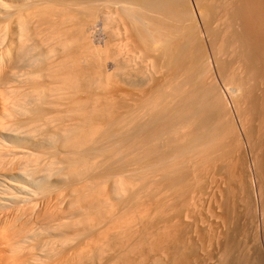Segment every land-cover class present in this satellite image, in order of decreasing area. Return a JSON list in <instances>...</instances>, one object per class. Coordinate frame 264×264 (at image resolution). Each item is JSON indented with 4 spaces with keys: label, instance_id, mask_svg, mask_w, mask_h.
I'll return each instance as SVG.
<instances>
[{
    "label": "bare ground",
    "instance_id": "6f19581e",
    "mask_svg": "<svg viewBox=\"0 0 264 264\" xmlns=\"http://www.w3.org/2000/svg\"><path fill=\"white\" fill-rule=\"evenodd\" d=\"M100 16L107 38L113 35L118 41L116 51L106 41L93 50L84 43V26ZM106 58L107 72L102 66ZM261 79L264 0H0V95L11 94L9 103L7 94L2 98L7 105L1 104L0 145L12 147L10 158L23 163L16 164L23 171L15 173V165L8 169L5 149L9 161L4 158L7 167H2L19 178L26 176L27 182L21 179L32 183L31 189L55 191L47 199L55 203L40 207L44 214L39 209L42 216L55 211L46 212L48 218L40 215L39 227L30 228L34 224L28 227L23 220L28 213L24 205L16 206L12 218L8 214L11 222L7 219L6 232L0 231V245L9 249L6 255H14L4 260L185 262L186 254L184 259L176 250L177 240H170L173 247L166 238L174 231L159 233L170 242L166 248L164 237L163 243L157 236L147 240L153 218L132 219L136 216L131 218L129 209L136 211L143 197L157 195L171 200L166 201L169 206L184 202L208 171L223 180L228 158L243 142L238 132L253 145L251 121L264 107L257 94ZM22 181L20 194L9 197L16 204L29 202L30 183L26 188ZM4 203L0 199V207L8 210ZM61 203L67 207L61 209ZM160 248L171 260L165 261L168 255L163 258Z\"/></svg>",
    "mask_w": 264,
    "mask_h": 264
},
{
    "label": "rangeland",
    "instance_id": "374dc122",
    "mask_svg": "<svg viewBox=\"0 0 264 264\" xmlns=\"http://www.w3.org/2000/svg\"><path fill=\"white\" fill-rule=\"evenodd\" d=\"M80 15L83 17L84 14L83 15L80 14ZM98 17H97V19L95 18L94 20H92V22L90 21L89 24L86 25V27L84 26V28H85L84 32L85 33L83 32V36L85 35V37H86L85 38L86 42H84V43L86 45H89L88 47L92 48V50H93V49H97V48L99 49L100 47H102L103 43L106 41V43H108V44H106V45H108L107 47H109V49H111V50L114 49L113 51H116L117 48L115 47V44H116V42H118V41H115L116 39H114L116 37H113V35H112V37L107 38V37H109V35H107V33H105V32H107V30L104 31V29H105L104 28V22L102 21L101 16H100V18H98ZM70 26L71 25H68V27H70ZM112 26H114V25H112ZM112 26H111V28H112ZM68 27H66V28H68ZM81 40H82V43H81V41H80V43L83 44V41H85V40H83V39H81ZM85 44H83V45H85ZM116 46H117V44H116ZM105 60H107V61H105ZM104 61H103L104 63L101 62V63H103L102 64L103 67L106 66L105 68H103V70L105 72L110 71V68H109L110 60L108 58H106V59H104ZM262 79L259 80L260 83L262 82L261 84H259V82H258V85H261V86L257 87L258 89L256 88L258 90V91L256 90L258 97H260V98L261 97L264 98L263 97L264 96V85H262V84H264V81ZM4 91H6V90L4 89L2 91V93H4ZM5 93L7 94V95L5 94L6 95L5 99L8 100L7 102L8 103L11 102V99H9V97H7V96H11V94H9L10 92H5ZM5 95H3V96L0 95V99H2ZM2 101H4V100L2 99ZM5 103L6 102L4 101V102L0 103V105L4 104V106L6 107L7 104L5 105ZM230 105L231 104L229 103V107H230L229 110L231 109L230 111L232 112L231 117H233L232 120H234V125L235 124L237 125L236 129L238 132V130L240 129L239 120H238V117H236L234 112H233V107ZM241 107H243V106H241ZM2 109H4L3 105L0 106V113H1L0 119H1L2 113L4 111ZM262 110H263L261 112L262 114H260L261 116L258 115V118L257 117L253 118L251 121V124L255 130V132L253 134L254 136H252V138L250 140L251 142H253L252 143L253 145L249 146V144H251V143L248 144V142L245 141L244 137H242L243 136L242 132H238V134L241 135V136H239L241 138V142L242 141L243 142L241 143L240 149H237V150L235 149L234 153L231 154V157L228 158V160H227V162H228L227 168L228 169L225 171L226 176L225 177L223 176V180L220 181L218 175H216V177L210 175L211 171H208V174H206L207 173L206 172L202 176V179H201L202 183H200V185H199V188H201V190L199 188H197L193 191L194 193L191 192V193H193L192 195L188 194L187 196L189 198L187 197V200H184V202L186 203L185 205H184L183 200L182 201L177 200V203H179V204L177 205V203H176L175 205H173L174 207H179L178 210H176V208H174L172 205H171L172 207L169 206V203L171 200H166V201H169V203H167V205H166V201L164 200V197H162L163 199H159V198H161V195L160 196L157 195V197H154V198H146L145 197L146 199H144V197H143V204L140 206V208L137 207L138 210L136 209V211L135 210L133 211V208L130 207L129 210H131V212L129 211L128 215H130L131 218L133 215L136 216V217H133L132 219H134V218L138 219L137 217H141V219H142L145 216H148V217L151 216V218L147 217L146 220L153 218L152 219L153 221L151 220L152 225L149 226V231H148L149 233L152 232L150 234L152 237L149 236V234L147 232V234H148L146 237L147 240H150L149 238H151V240H156L157 237H160V239L159 238L158 239L160 241H162V243H163V240L165 239L164 240L165 245H163L161 243L162 246L165 247L168 245V242L170 240L176 239L177 240L175 242L176 246H175L174 241H170V242H171V244L174 243V244H172V246L174 245L176 248L178 247L176 250H179L184 255V259L187 256L188 260L185 259V262H187V264L188 263L189 264H264V107ZM231 112H230V114H231ZM245 118H244V120H245ZM1 120H3V118ZM245 121H244V123L248 122L247 119ZM239 131H241V129ZM7 144H2L3 146L5 145V147L0 145V152L2 151L1 153L3 154L4 149L6 151V152L4 151V154L8 153V151H9L7 157L10 158L9 154H11L10 150L12 149V147H10L9 144L8 145ZM8 147L11 149H9ZM6 149H8V150H6ZM1 153H0V155H1ZM4 154L0 156L2 158V160L0 159V162L3 161L2 163H0V171H1L0 172V178H1L0 179V188H1L0 189V199H1L2 203H4V202L6 203L10 199L12 201V206L10 207L11 203L8 202L10 205L8 203H6V204L9 205V207L11 209L8 208V210H7L8 206L5 207L6 209L3 208L2 206L0 207V208H2V209H0V213L2 215V216L0 215V217H2L0 219L1 220L3 219L2 221L0 220V224H1V222L4 221L3 222L4 226L2 225L3 223L0 225V231L3 230V231H1L2 233L6 232V230L4 231V229H6L5 225H8L7 221L10 220V222H11L9 215L11 216V214H12V216H15L18 213V212H16L17 211L16 208L17 207L18 208L23 207V205H24L23 209L25 211V214L28 212L27 213L28 216L25 215V217H23V220H27V221L30 220L29 223L27 221H25L28 224V227H29V224H34L32 227L30 225V228H35L36 225L38 224L36 221H39L38 219H41L40 215L42 216L39 209L43 208V206H45V203H47V202H50V203L52 202L51 204L55 203L54 200H52V201L47 200L49 198L50 199L53 198V195H51V193L54 194L55 191H53L54 189H51L53 192L50 193V190H48V191L34 190V189H36L34 187V185L32 186V189H31L30 187H31L32 183L28 182L26 184V182H27L26 179H25L26 182H24L26 185H24L23 181H25L24 178L26 176L21 177V176H24V175H21L19 178L18 173H20L23 170H21L19 167L16 166V164L18 165V163L20 164L21 162H18L16 157H15L16 159L14 161L13 160L14 156L11 157L10 161H9V159H7V157ZM4 158H6L9 161L8 162V164H9L8 169L12 170L13 168L15 169L17 167L14 170L15 173L18 172L17 171L18 168L20 169L19 172L17 173L18 175L17 174L14 175L13 171H10V170L4 168V167H7L6 166L7 160L5 159V161H6V163H5ZM16 160H17V162H16ZM13 162H14V164H13ZM3 163H4V165H3ZM21 164H23V163H21ZM10 165H11V167H10ZM2 166H4V167H2ZM20 167H21V165H20ZM29 168L28 167L25 168L24 171L27 169L29 170ZM31 169H33V168H31ZM6 174L8 175L7 177H6ZM17 176H18V178H17ZM213 177H215L216 180L213 179ZM21 178L23 179V181ZM21 181H22V184L26 188L30 185L27 189V192L29 190L30 193H29V195H26L27 200H29V202H28L29 204L26 203L27 201L25 200L26 202L25 201L20 202V203L18 202L20 204V205H18V203L16 204L11 198H9L10 196H15V195L20 194L19 193L20 188H18V185H20ZM15 185H17V186H15ZM33 187H34V189H33ZM198 189L201 191L200 193H199ZM196 190H198V191L196 192ZM36 191L37 192L40 191V194L42 193L41 194L42 196H39L40 195L39 193H35ZM14 192H16L18 194L14 193ZM23 192H21L22 193L21 195H24ZM44 192H46V193H44ZM6 193H7V196H6ZM34 193H35V196H34ZM45 194H47V195H45ZM31 195L34 196V198ZM50 195L52 196V198L50 197ZM44 196H45V198H44ZM46 196H49V197H46ZM190 196H191V198H190ZM6 197H8V199H6ZM30 197H31V199H30ZM38 197H40V200H42L41 201L42 205L40 204V202H38V200H39ZM4 198L7 201L6 200L3 201ZM154 199L155 200L157 199V200L154 201ZM35 200H36V202H33ZM43 201H45V202H43ZM66 202H68V200L64 201V204ZM43 203H44V205H43ZM158 203L159 204L161 203L160 205H162V204L163 205L160 207V205ZM181 203H182V205H181ZM6 204L5 205L2 204V205L6 206ZM64 204L63 203L59 204L61 207L63 206L61 209L65 208L66 205L69 206L68 205L69 202H68V204L66 203V205H64ZM14 205H15V208H14V210H12ZM59 205H58V207L60 209ZM165 205H166V207H165ZM180 205L182 207H180ZM29 206L31 208H33L32 211L35 209L34 207L37 206L36 211L39 210V212H37L39 214H36V211L32 212L31 208ZM158 207H160V208H158ZM51 209H52V207H51ZM51 209H49V210H51ZM170 209H171V214L173 212L172 215L170 214ZM2 210L4 211V213L2 212ZM11 210L13 213H11V212L9 213V211H11ZM158 210H160V214H159V212L157 214ZM172 210H174V211H172ZM175 210H176V212H175ZM14 211L16 212V214H14ZM52 211H55V210L52 209ZM52 211H49V213L47 211L46 212L49 215L50 214L53 215ZM182 211H184V213ZM5 212L7 214L6 216H8V218L7 217L5 218ZM30 212H32L31 213L32 215H29ZM41 212L43 213L42 209H41ZM46 212H45V215L42 216L43 218L44 217L48 218L49 215L47 216ZM50 212H52V213H50ZM21 214H22V212H21ZM21 214H19V216ZM12 216H11V218H12ZM37 216H38V218H37ZM27 217L28 218L30 217L29 220ZM173 217H175V218L173 219ZM34 218H37V219H34ZM31 220L33 221V223ZM143 220L144 219H142L141 221L143 222ZM168 220L171 223L173 222V224L170 225L171 223H169ZM171 220H175V221H171ZM132 222H133V220H132ZM163 222H165L166 224ZM39 223H41V225H42L41 221ZM134 225H136V224H134ZM163 225H164V227H163ZM8 226H6V227L10 229V227H8ZM39 226H40V224H39ZM42 226L44 227V224ZM136 227L137 226L132 227V229H134ZM150 227H152V228L150 229ZM160 227H162V228H160ZM172 227H174V228H172ZM175 227H176V229H175ZM163 228H165V229H163ZM166 229H169V234H167V235H171L173 232L171 233L170 231H174V233L172 234V236H173L172 238L166 236V238H168V239L170 238L168 242L166 241L168 239H166L165 236L159 235V233L161 234L163 231H164L163 234L166 235V233H167V231H165ZM176 232H178L177 235L179 236L180 239H178V237L176 236ZM0 235H1V233H0ZM162 237H164L163 240H161ZM166 243H167V245H166ZM171 244H169L168 248L170 247ZM1 245H3V243ZM1 245H0V247L4 249V250L1 249V250H3L4 255H3L2 251H0L2 254L0 257L1 258L0 264H5V263L8 264L9 261H11L10 257H13L14 254H10V252L8 251V255L10 257H9V259L7 258L8 262H6L7 259L4 260L8 256V255H6L7 254L6 250H9V249H6L5 245L4 246H1ZM160 249L163 250L162 248H160ZM161 250H160V252H161ZM158 251H159V249H158ZM163 251H164V253L162 252L160 254H162V257L164 256L163 258H166V256L168 255V257L165 259V261L167 260V262H168L169 261L168 259H170L169 253L166 250H163ZM165 251L168 254L165 253ZM182 251H184V252H182ZM180 252H179V255L181 257H183V255H181ZM157 253H159V252H157ZM160 254H159V256H160ZM164 254H166V255H164ZM185 254H186V256H185ZM188 254H189V256H188ZM159 256H158V258H159ZM162 257L160 256L161 260H163ZM181 260H183V258H181ZM3 262H5V263H3ZM183 262L180 261L181 264ZM185 262H184V264H186ZM167 264H169V263H167ZM170 264H172L171 261H170Z\"/></svg>",
    "mask_w": 264,
    "mask_h": 264
}]
</instances>
